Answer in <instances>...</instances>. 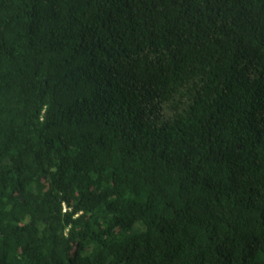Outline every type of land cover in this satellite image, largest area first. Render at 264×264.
Masks as SVG:
<instances>
[{"label":"trees","instance_id":"16d2710c","mask_svg":"<svg viewBox=\"0 0 264 264\" xmlns=\"http://www.w3.org/2000/svg\"><path fill=\"white\" fill-rule=\"evenodd\" d=\"M0 264H264V0H0Z\"/></svg>","mask_w":264,"mask_h":264}]
</instances>
